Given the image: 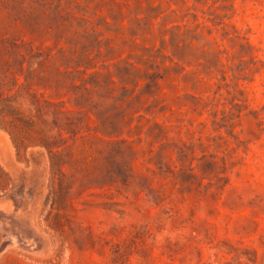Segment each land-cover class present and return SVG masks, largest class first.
Here are the masks:
<instances>
[{
    "label": "rangeland",
    "instance_id": "1",
    "mask_svg": "<svg viewBox=\"0 0 264 264\" xmlns=\"http://www.w3.org/2000/svg\"><path fill=\"white\" fill-rule=\"evenodd\" d=\"M0 264H264V0H0Z\"/></svg>",
    "mask_w": 264,
    "mask_h": 264
}]
</instances>
